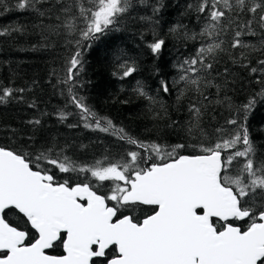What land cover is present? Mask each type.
<instances>
[{
	"label": "trees",
	"instance_id": "obj_1",
	"mask_svg": "<svg viewBox=\"0 0 264 264\" xmlns=\"http://www.w3.org/2000/svg\"><path fill=\"white\" fill-rule=\"evenodd\" d=\"M19 2L0 0V90L13 89V95L0 102L1 147L32 160L47 153L49 158L66 156L78 166H94L97 161L107 166L128 159L127 152L140 149L112 132L95 128L94 118L84 120L71 102L73 94L82 97L97 118L106 117L129 136L169 146L201 142L211 145L229 138L243 121L244 114L238 110L256 97L247 126L258 150L257 158L264 160V96L260 95L264 73L250 70L264 60V50H259L264 41L260 22L264 11H249L260 0H246L243 7L230 0L231 9L217 4L225 16L216 22L210 19V9L197 10L202 0H133V7L113 30L97 40L82 41L83 68L75 80L67 83V61L77 50L75 41L80 39L78 33H69L63 27L66 14L62 7L72 0H39L34 8L24 9L17 7ZM211 23L217 27L210 36L205 29ZM237 31L241 32L243 45L258 50L232 47ZM158 39L165 44L154 53L150 45ZM214 43L222 50L204 57V63H211L212 68L205 69L198 63L192 66L197 72H187L190 79L200 80L197 91L195 85L180 79L189 67L185 62L197 58L201 47ZM121 65L136 70L125 77ZM163 83L168 85L167 92ZM192 105L200 109L202 135L188 134L196 115ZM61 113L67 114L66 118L62 119ZM233 119L237 125L227 123ZM86 123L93 127H86ZM101 123L106 125L104 120ZM180 154L200 153L198 148L188 147ZM147 155L151 159L141 167L160 162L154 154ZM39 163L57 181L90 183L98 194L108 193L112 186L109 181L98 182L90 173H63L47 161ZM150 214L151 206L134 213L141 219ZM6 219L36 235L25 226L23 215L10 212ZM236 223L242 228L247 225V221ZM50 253L58 255L62 247Z\"/></svg>",
	"mask_w": 264,
	"mask_h": 264
},
{
	"label": "snow or ice",
	"instance_id": "obj_2",
	"mask_svg": "<svg viewBox=\"0 0 264 264\" xmlns=\"http://www.w3.org/2000/svg\"><path fill=\"white\" fill-rule=\"evenodd\" d=\"M236 2L243 7L246 0ZM37 3L39 0H20L17 7L34 8ZM217 4L232 8L230 0H202L197 10L210 9L211 21H220L225 12L217 9ZM132 7L133 0H72L62 7L66 14L63 27L80 37L75 41L77 50L67 61L66 83L75 80L83 68L82 41L97 40L113 30ZM257 10L264 11V0L249 8L252 13ZM260 22L264 27V15ZM216 27L211 23L205 32L211 36ZM235 35L232 47L258 50L242 44L241 32ZM164 44L158 39L150 48L159 53ZM218 49L222 50L218 43L201 47L197 58L185 62L189 67L180 79L199 91L200 80L190 79L187 72H197L192 66L198 63L211 69V63H204L205 54L211 56ZM259 50H264V41ZM121 68L125 77L136 70L127 65ZM250 70L264 73V60ZM163 90H169L167 83H163ZM0 91V102L13 95L11 88ZM260 95L264 96V90ZM71 102L84 120L95 119V128L112 132L140 151H129L128 159L107 166L100 161L94 166H78L66 156L57 159L41 153L32 160L0 147V264H264V160L257 158L258 150L247 126L256 97L238 110L244 114L243 121L230 137L211 145L145 143L106 117L97 118L82 97L73 94ZM191 110L196 115L188 134L202 135L200 109L192 105ZM66 115L61 113V118ZM227 123L237 125L238 121ZM188 147L198 148L200 154H180ZM148 153L160 162L141 167L151 159ZM40 161L63 173H90L98 182L109 181L112 186L102 195L90 183L57 181ZM143 206H151L152 214L141 219L134 213ZM10 212L22 214L25 226L36 235L10 223L6 219ZM237 221H247L246 227H240ZM57 247H62L63 255L49 254Z\"/></svg>",
	"mask_w": 264,
	"mask_h": 264
},
{
	"label": "flooded vegetation",
	"instance_id": "obj_3",
	"mask_svg": "<svg viewBox=\"0 0 264 264\" xmlns=\"http://www.w3.org/2000/svg\"><path fill=\"white\" fill-rule=\"evenodd\" d=\"M49 254H52V253H49ZM64 254V252H63V249H62V253H60V254H58V255H63ZM53 255V254H52Z\"/></svg>",
	"mask_w": 264,
	"mask_h": 264
},
{
	"label": "water",
	"instance_id": "obj_4",
	"mask_svg": "<svg viewBox=\"0 0 264 264\" xmlns=\"http://www.w3.org/2000/svg\"><path fill=\"white\" fill-rule=\"evenodd\" d=\"M1 147V146H0ZM22 215V214H21ZM51 251V250H50ZM50 251H49V253H50Z\"/></svg>",
	"mask_w": 264,
	"mask_h": 264
}]
</instances>
